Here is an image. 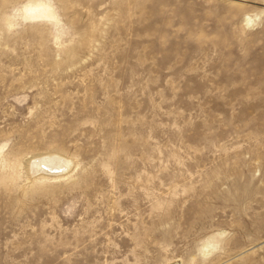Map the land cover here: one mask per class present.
Returning a JSON list of instances; mask_svg holds the SVG:
<instances>
[{
	"label": "rangeland",
	"instance_id": "obj_1",
	"mask_svg": "<svg viewBox=\"0 0 264 264\" xmlns=\"http://www.w3.org/2000/svg\"><path fill=\"white\" fill-rule=\"evenodd\" d=\"M0 264H264V0H0Z\"/></svg>",
	"mask_w": 264,
	"mask_h": 264
},
{
	"label": "bare ground",
	"instance_id": "obj_2",
	"mask_svg": "<svg viewBox=\"0 0 264 264\" xmlns=\"http://www.w3.org/2000/svg\"><path fill=\"white\" fill-rule=\"evenodd\" d=\"M251 19L247 20V23L249 24ZM34 165V164H32ZM70 163L66 159L62 157L52 156V157H45L42 160L38 161L36 167L33 166V172L36 173L37 171H42L44 168L49 169V171H53L56 173H59L58 171H61V169L66 170L69 167ZM32 169V168H31ZM62 172V171H61ZM214 238L209 239L204 245L203 249H210L211 247L214 248L216 244H214Z\"/></svg>",
	"mask_w": 264,
	"mask_h": 264
}]
</instances>
